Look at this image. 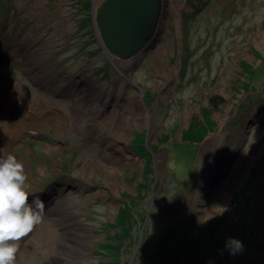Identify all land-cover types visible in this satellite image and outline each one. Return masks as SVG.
Here are the masks:
<instances>
[{"label":"rangeland","instance_id":"374dc122","mask_svg":"<svg viewBox=\"0 0 264 264\" xmlns=\"http://www.w3.org/2000/svg\"><path fill=\"white\" fill-rule=\"evenodd\" d=\"M101 2L0 0V103L11 101L15 119L65 113L59 129L1 138V156L24 163L30 200L45 202L14 264H141L172 225L194 235L231 202L220 233L243 243L239 257L255 250L264 233V0H183L177 16L167 5L154 47L120 63L94 27ZM31 65L58 84L35 80ZM82 96L77 114L71 103ZM128 97L142 100L146 121ZM39 99L44 108L27 113ZM121 117L120 139L108 125ZM124 218L126 237L110 256Z\"/></svg>","mask_w":264,"mask_h":264},{"label":"trees","instance_id":"16d2710c","mask_svg":"<svg viewBox=\"0 0 264 264\" xmlns=\"http://www.w3.org/2000/svg\"><path fill=\"white\" fill-rule=\"evenodd\" d=\"M238 195V194H237ZM236 200V197H235ZM234 204V203H233ZM232 202L220 218L211 225L201 229L194 235H189L186 228L172 225L155 243V250L152 253H145L141 264H264V233L257 232L254 235L256 245L255 250L245 252L242 256L232 254L225 246L228 239L220 233L225 219L235 212ZM122 215L127 216V209H123ZM126 218V217H125ZM120 220L121 231H116L113 241L108 243V255L114 256L123 244L126 237V220ZM253 229H257L254 227ZM251 229L252 231H255ZM219 232L221 237L216 238ZM105 245V244H104ZM103 245V246H104ZM140 248H143V244ZM106 249V248H105ZM100 264H119L118 261L105 262Z\"/></svg>","mask_w":264,"mask_h":264},{"label":"clouds","instance_id":"9594fccd","mask_svg":"<svg viewBox=\"0 0 264 264\" xmlns=\"http://www.w3.org/2000/svg\"><path fill=\"white\" fill-rule=\"evenodd\" d=\"M24 163L14 155L0 156V264H14L19 241L40 224L45 202L40 195L29 198ZM225 246L232 254L243 250V243L229 238Z\"/></svg>","mask_w":264,"mask_h":264},{"label":"water","instance_id":"95a60500","mask_svg":"<svg viewBox=\"0 0 264 264\" xmlns=\"http://www.w3.org/2000/svg\"><path fill=\"white\" fill-rule=\"evenodd\" d=\"M158 8L159 0H102L94 8L93 22L106 53L126 59L152 49L159 29ZM257 116L253 113L249 121ZM246 140L247 136L240 148Z\"/></svg>","mask_w":264,"mask_h":264},{"label":"bare ground","instance_id":"6f19581e","mask_svg":"<svg viewBox=\"0 0 264 264\" xmlns=\"http://www.w3.org/2000/svg\"><path fill=\"white\" fill-rule=\"evenodd\" d=\"M96 4L98 3L99 0H95ZM170 6L174 11H175V16H177V11H179V9H181L182 5H183V0H159V8H158V16H157V23L156 26H159L161 19L164 17V15L166 14V6ZM155 29V33H156ZM98 34V33H97ZM140 53L137 55L139 56ZM111 59L113 60L114 63H120V61H122V58L115 56V55H111L110 56ZM25 59V57H24ZM42 64H40L41 66ZM32 67V68H31ZM25 68L29 71V73L31 74V76H33L35 78V80L40 81V82H50L51 84H58L54 79V76L52 74L51 70H47V69H40V68H34V66H25ZM68 79L66 78V81ZM140 91L142 92V90L140 89ZM20 98L24 99V102H26L27 100L25 99V97H21L20 94H18ZM102 98L103 95L100 93L98 98ZM84 96L78 97L76 98V101H72L71 105H73V109H75V112L81 111V107H80V100H83ZM103 99L105 100L106 103H110L109 105H111V97L108 96H104ZM121 100L119 96H117L115 98L114 103H116L117 100ZM36 101H28V104L30 106V111H28L27 113L29 114H36L39 110H42V108H44L45 106V101L43 99H39V103H35ZM47 103H52V104H57L55 103V101H51V100H47ZM127 105H131L132 108L135 109L137 116H140V119H142L144 117V121H146V112L142 111L143 107L145 106V104H143L142 100H140V98L136 99V98H127V100L124 102ZM106 109V108H105ZM104 109V110H105ZM14 106L11 103V101H4L3 103H0V143H1V138L4 135L5 137L9 138L11 136L16 135L17 133H19V131L21 129H25L29 126L32 127H36V129H38L39 127H44L47 124L52 125L54 128H58L61 125V120L63 118H65V113L61 114V115H57L56 113H51V115L49 116H45L44 118L41 117L40 119L37 120H33L31 118H29V115H21L19 119H15V116L13 117V113H14ZM73 113V111H72ZM21 119V120H20ZM108 127L110 128L112 134L115 133V135L117 137L121 138H125L126 133L125 130H128L127 124L125 123L124 117H121V119L118 120V122L114 123V125H108ZM240 129V127L238 128ZM248 142V139L246 140V143ZM245 144V143H244ZM1 145V144H0ZM248 144H246L247 147ZM122 148L119 147V149L116 150H120ZM123 149V148H122ZM246 149V148H245ZM1 152V151H0ZM1 156V153H0ZM115 163V162H113ZM105 166V165H104ZM63 204V199L62 198H58V200L54 203V206L52 207V210H58L61 208Z\"/></svg>","mask_w":264,"mask_h":264}]
</instances>
